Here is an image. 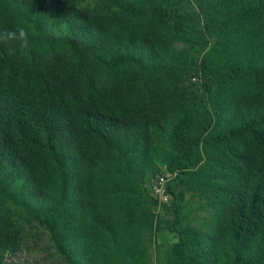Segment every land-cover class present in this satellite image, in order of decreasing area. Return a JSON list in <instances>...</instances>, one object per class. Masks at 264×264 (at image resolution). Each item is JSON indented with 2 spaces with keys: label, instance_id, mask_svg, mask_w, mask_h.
<instances>
[{
  "label": "trees",
  "instance_id": "16d2710c",
  "mask_svg": "<svg viewBox=\"0 0 264 264\" xmlns=\"http://www.w3.org/2000/svg\"><path fill=\"white\" fill-rule=\"evenodd\" d=\"M18 25L28 47L0 45V264L31 224L55 264H264V0H0V29ZM188 178L206 231L185 225Z\"/></svg>",
  "mask_w": 264,
  "mask_h": 264
},
{
  "label": "rangeland",
  "instance_id": "374dc122",
  "mask_svg": "<svg viewBox=\"0 0 264 264\" xmlns=\"http://www.w3.org/2000/svg\"><path fill=\"white\" fill-rule=\"evenodd\" d=\"M196 171V170H195ZM161 173L155 178L165 175ZM153 179L149 185L153 187ZM152 182V183H151ZM181 192L187 195L189 204L186 211L185 225L195 231H206L209 226L210 219L214 211L212 204L209 202L205 192L207 188L198 180L188 178L185 184L180 188ZM173 226V216L167 211L161 214L157 229L170 230ZM26 247L16 255L5 259L4 264H55L54 245H52L48 236L44 235L42 230L38 232L37 226L31 224L27 228ZM165 249L159 251L160 254H165ZM162 264H167L166 260Z\"/></svg>",
  "mask_w": 264,
  "mask_h": 264
},
{
  "label": "clouds",
  "instance_id": "9594fccd",
  "mask_svg": "<svg viewBox=\"0 0 264 264\" xmlns=\"http://www.w3.org/2000/svg\"><path fill=\"white\" fill-rule=\"evenodd\" d=\"M29 31L24 26L0 29V45L8 47L10 52L15 51L14 45L18 44L21 49L29 45ZM167 175V174H166Z\"/></svg>",
  "mask_w": 264,
  "mask_h": 264
},
{
  "label": "built area",
  "instance_id": "2783aa9c",
  "mask_svg": "<svg viewBox=\"0 0 264 264\" xmlns=\"http://www.w3.org/2000/svg\"><path fill=\"white\" fill-rule=\"evenodd\" d=\"M173 179V174L162 176L155 182L154 193L162 203H170L172 196L169 191V183Z\"/></svg>",
  "mask_w": 264,
  "mask_h": 264
}]
</instances>
